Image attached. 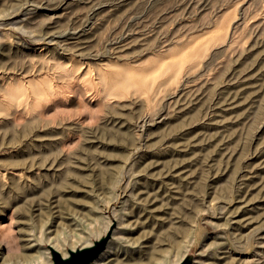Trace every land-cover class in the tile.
<instances>
[{"label": "rangeland", "instance_id": "obj_1", "mask_svg": "<svg viewBox=\"0 0 264 264\" xmlns=\"http://www.w3.org/2000/svg\"><path fill=\"white\" fill-rule=\"evenodd\" d=\"M2 11L0 234L28 220L17 205L87 242L125 210L170 258L187 250L193 264L208 243L206 262L264 264V0H0ZM221 237L231 250L216 256Z\"/></svg>", "mask_w": 264, "mask_h": 264}, {"label": "bare ground", "instance_id": "obj_2", "mask_svg": "<svg viewBox=\"0 0 264 264\" xmlns=\"http://www.w3.org/2000/svg\"><path fill=\"white\" fill-rule=\"evenodd\" d=\"M1 13L2 14H0V18H4L5 16H10V13H5V15H3V11ZM119 208L121 209V207ZM91 209H94L92 204L89 206V210ZM19 210H23L21 212L23 214L25 212L28 213L27 214L28 220L26 221V223L24 222L25 224H21L22 223L21 219H17L16 222L17 223L19 222L20 224L19 223L18 224L20 226L16 228L17 230L15 232H12V229H10V231L8 230L6 233L0 234V264H51V260L48 259V257L50 256L49 248L56 250L62 256H66L68 251H64L59 248L64 243L70 242L71 245L75 241H82L84 243L82 244L81 247L92 245V242L86 241L87 236L81 230L80 231L75 230L72 232L64 233L62 229L57 230L56 227H54L55 221L51 219H42V220L36 219L32 211H28V210L25 211V209L22 208L21 205H17L16 207H14L12 212H18ZM129 216L130 215L128 214V211L124 210V212L122 213V217L117 218L118 217L117 216L112 225H111V220L107 221V223L104 224L105 226H104L103 234L98 233L97 239L102 237L105 233H109L110 237L106 243L105 250L101 252V254L96 259H94L90 264H167L166 261L169 260H171L172 264H177L184 256H186V253L188 251L184 250L179 253H174V255L172 254L173 258H170L169 250H166L161 246L162 238H160V236L158 235L159 233L158 232L155 233L156 234L155 238H152V236L150 238L152 231L147 230L146 228L147 224L145 225L142 222H140L139 224L134 222L132 223L131 221H129L130 220L128 218ZM93 219L94 220L97 219L96 216H94ZM66 220L68 221V219ZM71 220L74 223L75 222L77 223L79 221V219L74 216L71 217ZM91 222H88V225L91 224ZM157 225L158 227L156 229L159 232L163 230L165 231L164 225L161 221H158ZM192 227L193 225L189 223L188 227L182 228L180 230L181 233V235H179L181 237L180 244L181 246H184V248H186V246L191 241V237H192L191 234L193 231ZM84 228H86L89 232L93 231L92 226L89 227L85 226ZM153 239H155V241H152ZM45 243L47 244V246ZM207 244L208 243L202 244V247L198 252V256L196 260H194L193 264H212L206 262L210 257H212L211 255L213 254V252H211L210 250L212 246ZM217 245L218 247L214 251V254L216 256H219L220 252H224L223 249L231 250L230 245L226 243L223 237H221V240L217 243ZM70 249L75 250V247L71 246ZM224 260L228 261V258ZM229 260L230 261L232 260L233 262V261H238L239 258L237 260V258L234 256L233 258L231 257ZM214 262L217 263L216 260H214ZM225 264H228V262H225Z\"/></svg>", "mask_w": 264, "mask_h": 264}, {"label": "water", "instance_id": "obj_3", "mask_svg": "<svg viewBox=\"0 0 264 264\" xmlns=\"http://www.w3.org/2000/svg\"><path fill=\"white\" fill-rule=\"evenodd\" d=\"M109 235L106 233L99 239L93 240L90 246L76 247L75 250L69 249L66 256H62L56 250L49 248L51 264H90L105 250ZM177 264H191L190 258L184 256Z\"/></svg>", "mask_w": 264, "mask_h": 264}]
</instances>
